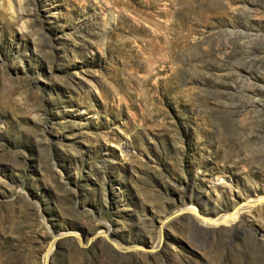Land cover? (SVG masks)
Returning a JSON list of instances; mask_svg holds the SVG:
<instances>
[{"label":"rangeland","instance_id":"1","mask_svg":"<svg viewBox=\"0 0 264 264\" xmlns=\"http://www.w3.org/2000/svg\"><path fill=\"white\" fill-rule=\"evenodd\" d=\"M0 264H264V0H0Z\"/></svg>","mask_w":264,"mask_h":264},{"label":"bare ground","instance_id":"2","mask_svg":"<svg viewBox=\"0 0 264 264\" xmlns=\"http://www.w3.org/2000/svg\"><path fill=\"white\" fill-rule=\"evenodd\" d=\"M157 15V14H156ZM162 16V15H161ZM260 200V199H259ZM256 202H258L257 200H256ZM256 202L253 200V202H248V206H252V205H255L256 204ZM260 202V201H259ZM187 211H191V212H193V214H194V216L196 217V220L198 221V222H201L202 224H205V225H207V226H209V227H214L215 229L216 228H220V227H222L223 225H224V223H225V219L223 218V217H219V218H217V219H214V220H212V219H206L205 217H201L200 215H198L197 213H196V211L194 210V209H187ZM181 215V214H180ZM204 225V226H205ZM162 237V236H161ZM160 241H161V239H160ZM162 242V241H161ZM159 246V245H158ZM47 255V254H46Z\"/></svg>","mask_w":264,"mask_h":264}]
</instances>
